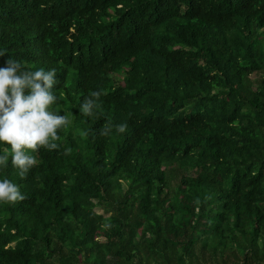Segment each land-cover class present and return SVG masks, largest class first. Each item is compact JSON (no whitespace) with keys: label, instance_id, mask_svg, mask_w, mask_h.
<instances>
[{"label":"trees","instance_id":"trees-1","mask_svg":"<svg viewBox=\"0 0 264 264\" xmlns=\"http://www.w3.org/2000/svg\"><path fill=\"white\" fill-rule=\"evenodd\" d=\"M0 49L71 119L0 170V264H264V0H0Z\"/></svg>","mask_w":264,"mask_h":264},{"label":"clouds","instance_id":"clouds-1","mask_svg":"<svg viewBox=\"0 0 264 264\" xmlns=\"http://www.w3.org/2000/svg\"><path fill=\"white\" fill-rule=\"evenodd\" d=\"M5 50L0 49V56ZM56 69L44 67L28 70L20 61L9 56L0 66V170L9 165L24 177L37 164L35 153L39 148L57 149L58 130L71 124L67 111H54L52 105L61 100L62 93L54 89L58 83ZM99 91H93L79 104L78 111L91 116L97 107ZM123 133L126 124L103 128L108 135ZM87 130L80 132L87 136ZM71 152L64 149V154ZM25 199L19 185L7 175H0V204H11Z\"/></svg>","mask_w":264,"mask_h":264}]
</instances>
